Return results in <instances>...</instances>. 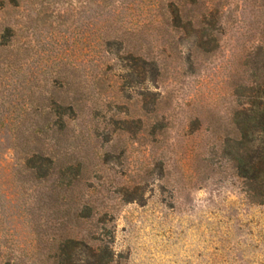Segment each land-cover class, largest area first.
Segmentation results:
<instances>
[{
    "label": "rangeland",
    "instance_id": "374dc122",
    "mask_svg": "<svg viewBox=\"0 0 264 264\" xmlns=\"http://www.w3.org/2000/svg\"><path fill=\"white\" fill-rule=\"evenodd\" d=\"M164 1L0 0V264H59L64 232L108 264H264V205L213 133L230 122L238 61L254 50L251 73L264 64V26L250 1L226 0L237 19L219 48L190 52L194 37L157 31ZM129 52H150L157 83L124 86ZM143 88L162 98L163 132ZM49 150L87 173L46 177Z\"/></svg>",
    "mask_w": 264,
    "mask_h": 264
},
{
    "label": "trees",
    "instance_id": "16d2710c",
    "mask_svg": "<svg viewBox=\"0 0 264 264\" xmlns=\"http://www.w3.org/2000/svg\"><path fill=\"white\" fill-rule=\"evenodd\" d=\"M244 1L247 2V0ZM248 1L257 10L256 30L263 29L264 0ZM226 2V0H165L159 7L163 24L157 31L168 37H194L195 42L191 45L190 52L215 50L219 48L220 38L226 34L225 29L228 24L236 22L237 19L236 12ZM261 34V36H264L263 33ZM173 39L171 38V40ZM165 40V43H167L168 39ZM261 45L258 44L254 48L257 51H263L264 47ZM253 51L248 53L245 59L238 61L236 80L233 84V106L230 122L227 127L217 122L213 133H215L217 139H222V136H225L222 152H227L226 154L230 156L229 161L235 175L246 181L251 199L257 204L264 205V64L251 73V64H254L255 61H252V59L259 55H256V52ZM145 54L134 55L130 52L127 54V57L133 60V64L124 63L122 65L121 81L124 86L135 81L142 86L145 85L146 81L158 82L161 75V66L158 65L155 59L150 57V52ZM143 90L138 95L139 102L143 108L149 105L152 106V120L156 122V126L153 128L163 132L162 129L166 126L160 127L159 114L161 113L158 112L162 98L157 93H152L144 88ZM53 106L54 110L57 109V112H60L57 113L60 115V129L56 137L59 140L60 133L65 126V108L57 103H54ZM71 108V106L68 107V110L72 111L73 114L74 111ZM47 115V119H49L51 113L47 111ZM160 118L162 119L161 123L166 120L163 115ZM141 122V119L137 120L140 126L142 125ZM127 123L129 122L126 121L125 124ZM191 123L200 126L198 119ZM47 129H50L49 125ZM58 152L49 150V153L46 152L43 156L44 161L49 166L45 172L46 177L53 173L57 175L59 180H62L66 169H74L76 178L80 179L85 176L88 171L86 162L71 157H60ZM73 186L74 184L69 182L64 187L65 193L72 191ZM76 217L77 219L83 218L79 213H76ZM78 246H83L88 252L87 260L83 264H108L109 261L105 259V255L101 254L99 247L89 246L85 244L84 240H78L74 236H65V232L61 235L58 244L56 258L59 264H80L79 259L74 254ZM105 253H107V248Z\"/></svg>",
    "mask_w": 264,
    "mask_h": 264
}]
</instances>
